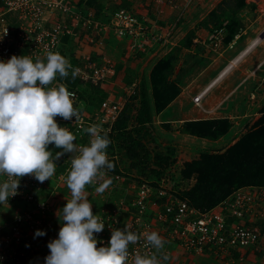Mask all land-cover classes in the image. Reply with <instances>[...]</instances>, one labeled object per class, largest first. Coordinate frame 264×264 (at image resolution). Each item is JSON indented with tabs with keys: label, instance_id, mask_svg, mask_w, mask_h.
Returning <instances> with one entry per match:
<instances>
[{
	"label": "rangeland",
	"instance_id": "obj_1",
	"mask_svg": "<svg viewBox=\"0 0 264 264\" xmlns=\"http://www.w3.org/2000/svg\"><path fill=\"white\" fill-rule=\"evenodd\" d=\"M96 1L98 0H87V8L89 9L90 4L93 5ZM221 1L159 0L157 4L162 11H165L164 15H167V18L154 25L150 24L151 27L147 26V20L143 21L152 34L151 40L155 42L148 41L141 51L154 43L152 47L150 46V48L154 47L150 51L155 55L154 59L150 61L148 59V62L134 67H130L131 61L126 60L123 79L126 89L115 90L117 91L115 94L120 98L103 99L104 95H100V90H95L92 96L91 93L87 94L92 109L99 110L96 113H99L103 104L108 101L111 106L121 108V111L123 107L128 106L122 127L119 126L114 133L117 161L121 162L120 164L118 162L119 166H116L117 170L113 174L117 180L114 179L110 184L111 186L116 184L114 192L121 198L126 190L137 188L140 182L155 183L160 180V176L169 174L172 177L171 175L178 171L184 172L185 176L191 179L189 184L192 187L197 183L198 178H202V183L205 185L208 180H203V177H208L210 174L206 172L207 167H202L209 157L219 160L216 167L229 162L228 157L233 152L235 155L247 153L244 161L249 162L252 154H249L251 149L248 141L255 139L264 141V83L262 82L264 38L237 64H234L199 102H195L205 93L212 81L215 82L219 78L235 57L264 31V0H248V5L236 16L241 29L237 35L228 40L230 32L225 28L227 20L221 18L219 28L213 27L207 21L209 14ZM123 6L118 8L109 6L111 9L105 12L106 16L121 9L134 13L133 7L127 4ZM75 19L74 21H80V18ZM83 19L84 24L94 21L89 19L91 22L87 23L89 20L85 16ZM8 22L15 25L13 18H9ZM95 25L96 23H93V26ZM202 28L207 32L200 34L198 38L197 32L204 30ZM156 35L159 36L158 39ZM67 38L69 37L64 40ZM139 50L132 55V58L140 60L145 58ZM246 58L250 59L247 70L243 69L242 65V60ZM165 61L167 63L162 65L163 67L157 68L158 62ZM81 88L90 89V86H81ZM156 89L159 94H156ZM166 93L170 98L171 96L174 98L171 101L169 97L162 99ZM80 100L81 109H85L82 96ZM188 107L198 109L199 115L191 113L187 115ZM221 119L226 120L228 129L216 140L187 133L188 127L185 123ZM164 164L168 167L165 166L164 171H161ZM238 166L239 164L236 163L234 169H231L227 176L222 177L216 187L236 185L237 181L233 178L243 175V171L236 168ZM230 176L232 179L228 180L227 177ZM241 189L247 193L252 190L250 187L239 190ZM92 191L95 192L94 189ZM252 205L257 207L260 203L253 200ZM3 218L4 216L1 215L0 221H3Z\"/></svg>",
	"mask_w": 264,
	"mask_h": 264
},
{
	"label": "built area",
	"instance_id": "obj_2",
	"mask_svg": "<svg viewBox=\"0 0 264 264\" xmlns=\"http://www.w3.org/2000/svg\"><path fill=\"white\" fill-rule=\"evenodd\" d=\"M56 11L65 15L71 14L65 0H0V59L26 55L34 61L40 59L46 62L49 52L60 53L64 38L70 37L72 30L64 23L49 27L44 25L45 14ZM9 18L15 20V25L9 24ZM89 22L91 21H87ZM93 23L99 24L96 21L90 24ZM106 23L101 26L113 32L116 37L140 40L135 46L137 49H143L148 41L155 42L151 40L152 34L144 22L128 10L115 11ZM155 37L159 38L158 35ZM84 60L83 63L72 66L80 69L76 75L78 82L90 87L105 84L112 72L110 66L100 65L98 58ZM262 82L264 83V77ZM60 84L75 93L73 99L74 107L78 110V119H55L59 126L68 128L76 136L74 143L79 147L87 146L93 136L85 130L93 125L98 126L101 134H110L121 108L104 103L99 116H86L79 104L81 93L77 88L67 86L65 80L60 81L58 77L49 87ZM78 154L68 153L65 162L56 161L57 166H63V171H55L51 179L43 183L31 175L20 178L19 194L8 201L18 211L12 219L0 221V264H44V258L49 254L47 244L58 237L62 223L59 210L63 208L54 202L60 185L66 183L71 159ZM107 155L110 161H117V155L110 154L108 149ZM105 171L106 175L98 176L90 184L96 193H100L96 188L105 180L110 179L111 183L114 179L117 180L112 177L111 171ZM7 179L6 176L0 177V180ZM173 186L175 184L166 178L155 183L140 182L132 190L129 201L119 203L113 211H101L99 216L105 223V228L101 233L95 234L103 242L97 247L107 246L112 230L127 227L129 231L140 235L137 243L129 245L127 264H134L137 254L150 256L155 252L147 245L144 234L156 231L165 242L164 249L156 254L161 264H169L170 253L166 245L170 243L179 245L187 253H209L217 259L225 260L238 249L257 247L260 239L264 238V229L261 232L257 226L250 227L244 223L245 218L252 214L253 200L264 205V188H251L249 193L238 190L214 209L201 212L179 197ZM261 217L264 220V215ZM37 229L44 230L46 235L34 238ZM227 264L235 263L229 261Z\"/></svg>",
	"mask_w": 264,
	"mask_h": 264
},
{
	"label": "clouds",
	"instance_id": "obj_3",
	"mask_svg": "<svg viewBox=\"0 0 264 264\" xmlns=\"http://www.w3.org/2000/svg\"><path fill=\"white\" fill-rule=\"evenodd\" d=\"M75 79L79 68H73L69 60L59 52H49L46 62L35 61L26 55L0 59V205L19 194L20 178L31 175L43 183L56 171V161L66 153L78 152L71 159V169L66 184L71 198L59 210L61 227L58 237L49 241V254L44 264H127L129 245L135 244L140 235L124 229L112 230L107 246L95 234L101 233L105 223L94 215L92 203L85 195L86 186L98 176L114 169L107 155L111 141L93 125L85 131L93 136L87 146L79 147L76 136L68 128L59 126L55 117L64 120L78 119L74 107L75 93L64 84L49 87L57 77ZM53 145L55 155L49 150ZM111 184L105 180L97 188L104 192ZM46 235L37 229L34 238ZM147 245L155 252L139 255L134 264H161L157 252L164 249L163 237L156 231L144 234Z\"/></svg>",
	"mask_w": 264,
	"mask_h": 264
},
{
	"label": "crops",
	"instance_id": "obj_4",
	"mask_svg": "<svg viewBox=\"0 0 264 264\" xmlns=\"http://www.w3.org/2000/svg\"><path fill=\"white\" fill-rule=\"evenodd\" d=\"M86 1L87 0H65V5L69 8L71 14L65 15L60 11H56L53 14H45L44 25L49 27L56 23H64L72 30V35L69 38L65 39L67 43L64 40V43H62L60 50L61 55L65 56L72 66L83 63L85 61L84 59L87 58H98L100 65H108L112 69L107 82L99 87L82 89L81 86L85 85L78 84L76 86L85 101V115L96 117L98 116V114H101V111L99 113H96L99 110L96 111L92 109V106L91 104H89V100L87 99V94L91 93L92 96V93L95 90H100V95H104L103 99H105L106 97V100H114L113 97L115 99L120 98L115 94V92L117 93V91L115 90L125 88L123 79L125 77L124 65H126V60L131 61V64H129L130 67H134L140 65V63L148 62L151 59H154L153 56L155 55L150 52L154 48H150V46L152 47L154 43H151L146 47L145 50L141 51L135 47L140 40L131 39L128 37L118 38L113 34V32H110L103 26H101L102 24H96L95 26H93L92 24L85 25L83 23V16L91 19L94 10L93 8H87ZM163 1L165 2L166 0ZM167 1L169 2L172 0ZM105 2L103 3L102 0L97 1V4H99L100 8H103L104 13L106 11L108 12L111 9L109 8V6H115L118 8L124 7L123 5L127 4L129 7H133L134 15H136L142 21L147 20V26L149 27H151L150 24L154 25V23H159L161 22V20H165L167 18V15H164L165 11H162V8L157 4L159 3V0H105ZM75 16L76 19L80 18L79 22L75 19ZM74 19L76 21H74ZM104 24L107 23L104 22ZM202 29L204 30H199L197 32V37H200V34L207 32L205 28ZM263 38L264 31L261 32L258 37L253 40V42L243 52L239 53L235 57V59L227 66L226 69H224V71L219 75V78L215 82L212 81V83L206 88L205 93L201 94L200 100L214 84H216L221 78H223L225 74H227V72L232 68L234 64H237L252 49V47H254ZM137 50H139V53L143 56L145 55L144 59L140 60L132 58V55H135L136 52H138ZM242 62L243 69H249L248 64L250 62V59L246 58L245 60H242ZM70 73L71 72H69V76H72ZM109 102L110 101H108L107 103ZM190 110H192L193 112ZM199 112L200 111L195 107H188L186 114L188 115L191 113L192 115H199ZM114 188H116V184H113V186L110 185L102 193H96L92 191L93 188L91 187V185L86 186L85 195L89 202L92 203V211L94 215H99V213L103 210L113 211L117 209L119 203H125L130 200L132 193L131 189V191L126 190L125 195L121 198L118 193L114 192ZM115 195H118V197ZM70 198L71 192L68 189L67 184L64 182L60 185L57 199L54 203L56 205L59 203V206L63 208L67 203V199ZM17 211L18 209L16 207H13L7 203L0 205V217L1 215H3V219H12ZM254 212H256L255 215L257 216H252L251 214H249L245 218L244 223L251 227L257 226L260 231L263 232L264 221L261 216L264 215V205L253 207L252 214ZM257 219H262V221L258 224H253ZM166 248L170 253L169 264H227L229 261H232L235 264H264V238L260 239L257 247L238 249L232 252L230 257H226L225 260L217 259L215 256L209 253H187L182 247L173 243L166 245Z\"/></svg>",
	"mask_w": 264,
	"mask_h": 264
},
{
	"label": "trees",
	"instance_id": "obj_5",
	"mask_svg": "<svg viewBox=\"0 0 264 264\" xmlns=\"http://www.w3.org/2000/svg\"><path fill=\"white\" fill-rule=\"evenodd\" d=\"M248 3H249L248 0H222L217 5L216 9L209 14L207 21L211 23L213 27L219 28L221 27L220 19L224 18L225 20H227V24H226L227 27L225 28L226 31L229 30L230 32L228 40H231L235 35H237V32H239L241 29V27L239 26V22L236 19L237 13L243 10L248 5ZM90 7L94 9L93 16L91 17V19L96 22H102V23L107 22L110 16L112 15L108 13L109 15L106 16V13L103 12V8L102 9L100 8L99 4H97V1L93 5L90 4ZM166 61L163 63L158 62L157 68L163 67L162 65L168 62ZM58 79L60 81L65 80L67 86L71 88H76V86L80 84L76 79V77L75 79H73L72 76L63 79L58 77ZM156 94L159 93L157 92ZM81 96L82 95H80V98ZM164 96L165 97H162V99L163 98L167 99L170 95L166 93ZM173 98L174 96L173 97L171 96V98L169 97V100L171 101ZM127 107H128L127 105L123 107L122 111L119 113L117 119L113 124L112 132L107 135L111 141L107 149L112 155L116 154V149H117L116 141L114 140V137L116 135H114V133L117 132V128L119 126L122 127L123 125L122 121L127 116ZM185 126L188 127V132H187L188 135L205 137L210 140H216L217 138H219V136L223 135L228 129V124L224 119L191 121L185 123ZM248 142H249V147L251 149L250 151L254 153V157H253V153L251 152L249 153L252 154V156L249 159L250 160L249 162L244 161L245 157L248 155L247 153H242L241 155H235L234 152L228 157L229 162H226L225 164H221V167H216L219 161L216 158L214 159L213 157H209L206 161H204L202 168L207 167L206 172L210 174L208 175V177H203V180L204 179L208 180L206 181L205 185L202 183V178H198L197 183L194 185V187H192L189 184V181L191 179L185 176L184 172L182 171H178L172 174L171 175L172 177H170L169 174H166L163 177L160 176V180L162 178H166L171 182H173L175 184V186L173 187L177 195L182 199H184L185 201H187L190 207L195 208L201 212L210 211L215 207L219 206L222 202H224L227 198L232 196L240 188L243 187H250L257 189L264 188V141H261L260 139H255ZM50 150L53 152V155H55L57 151H61V149H56L53 145H50ZM67 158H68V153L60 157L59 160H57V162H65ZM112 162L114 164V169L111 170V172H112V177H114L113 174H115L116 172L115 170H117L116 166H119L118 162L120 164L121 161L113 160ZM236 163L239 164V166L236 168L241 172L243 171L242 176L237 175L235 178H233V180L235 179V181H237L236 185H233L231 187H226L225 185H222L220 188H217L216 184L220 183L222 177L227 176L228 172L231 169H234L233 166ZM165 166L168 167L166 164H164L161 171H164ZM241 167H245V168L242 169ZM62 171H63V166L61 164H58L57 172H62ZM231 177L232 176L227 177V179L228 180L232 179ZM260 205H263V203H260ZM254 216L257 215L254 214ZM261 221L262 219H257L253 224H258Z\"/></svg>",
	"mask_w": 264,
	"mask_h": 264
},
{
	"label": "bare ground",
	"instance_id": "obj_6",
	"mask_svg": "<svg viewBox=\"0 0 264 264\" xmlns=\"http://www.w3.org/2000/svg\"><path fill=\"white\" fill-rule=\"evenodd\" d=\"M195 101H198L199 102L200 101V97L197 100H195Z\"/></svg>",
	"mask_w": 264,
	"mask_h": 264
}]
</instances>
